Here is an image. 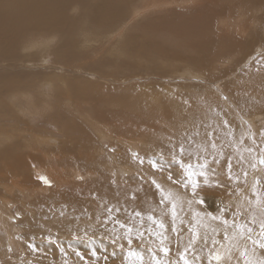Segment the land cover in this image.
I'll return each instance as SVG.
<instances>
[{
	"label": "bare ground",
	"instance_id": "bare-ground-1",
	"mask_svg": "<svg viewBox=\"0 0 264 264\" xmlns=\"http://www.w3.org/2000/svg\"><path fill=\"white\" fill-rule=\"evenodd\" d=\"M173 2L175 1L94 0L93 2L92 0H0V58L19 61L23 64V69L18 73L15 81L10 82L0 79V185L3 187L0 190V219L5 221V228L10 244H16V247L18 246L20 249L23 248L20 240L18 239L16 241V237L12 231L14 226L12 225L13 218L11 214L14 213L11 210H6V206L2 204L3 202L8 207L13 206L10 202L11 198L9 197L13 198L14 194L11 195L9 193H16L17 197L22 199V201L26 195L39 197L40 195H37V193H45L49 185L38 182L40 180L37 177H47L50 181V186L52 184L55 186L57 181L66 182V180L76 184L80 180L78 178H80L82 170L86 171L87 175L92 176V179L98 176V169L103 172V180L100 184H91L86 187V192L92 194L94 201L99 205V209L94 218L101 216L103 219L102 213L104 209L101 212V208L106 203L108 206L121 207L122 209L126 206L130 212L141 211L145 222H147V215L155 213L158 219L164 220L166 224L170 225L171 207H159L153 196L154 188L151 185V181L155 179L157 183H160L174 197V203L178 211L176 221L178 227L181 221L185 225L189 221H193L197 212L201 213L200 227L197 229L201 235L204 234L205 230L211 233L212 228L216 227V224L211 221L210 217L204 216L203 213L206 210L215 211L218 206L225 207L223 204L225 199H227L228 189L232 191L236 185L234 181H229L224 177L225 166L222 163L225 162V158L222 154L221 144L216 133V154L218 156L222 155L221 167L212 165L219 173L216 176L209 174L210 183L213 186H204V182L201 181V188L197 190V193L199 196L205 197L207 201L202 206L193 202L190 189L185 191L182 185L173 184L172 181L168 180V170L154 171L147 162L141 166L133 158L135 151L139 155L141 151L145 152L141 157L157 156V148H163L165 151L166 147L169 146L170 150L168 152H171L172 142H176L178 146V135H170L169 131L176 130L182 122H178L176 125H171L169 122H172L175 117L181 118L180 115L183 114L181 110L184 109L185 101L181 100L182 96H178L174 92V89L165 88L163 94L159 90L155 93L148 91L149 93L140 95L138 89L133 88L137 95L135 98L131 95L132 98H130L131 96L129 95L132 92L129 90L125 91L117 87L116 84H114L110 94H104L100 89L103 86L92 84V80L87 77L73 78L74 80L71 79L67 82L69 79L62 72L49 78L47 73L42 74L41 71L34 72L32 70L29 71L30 69L27 70L29 68L27 65L35 63L36 61L37 63L43 62V65H45L44 62L47 61L46 54L53 53L58 60L65 62L68 73V70H71L68 69V66L73 63L72 61L84 57V55L75 53L77 48L75 49L74 45L79 41L78 34L89 33L92 27V21L97 24L114 25L120 18H126V21L130 17L133 18L135 12L142 13L146 8L167 7ZM203 3H205L204 7L202 9L199 8L200 10L188 18H178L179 16H170L167 20L162 18V22L151 27V29H146L149 31L146 35L138 39L137 36H134L132 40H135V42L131 49H129L131 46L130 43L127 42L125 45L130 52L124 54H129L130 58L139 57L140 60H143L140 55L149 53V58L146 60L159 57L172 62L176 60L181 63H186L182 75H187L186 77L188 78L200 76L201 73L196 68L204 71H218V68L215 67L216 64H221L219 70L220 73L224 74L225 70L223 71L222 69H227L224 68L226 65L228 67L231 65L238 67L243 61L248 60V53L252 48L257 45H259L257 48L261 47V45L264 47V37L261 34L262 32L259 31L261 26L264 31V23H261V21H264V17L262 18L257 14V11L264 4V0H203ZM252 11L253 14H251ZM216 28H218V34L214 31ZM162 32L169 35V38H175L178 42L183 40L186 47L184 45H167L164 40L160 42L158 35L160 36ZM46 38L49 40L52 38L50 42H54V40H58V42L53 47H50V45L54 43L48 44L50 49L47 48L46 52H43L45 51L44 46L46 44H42ZM91 40L93 39L88 41ZM139 43L145 45L147 49L144 48L143 50V47ZM42 47L43 49H40ZM190 51L194 53L188 54ZM237 57L243 58L240 61L238 59L239 62H235ZM224 59L227 60V63L223 62ZM94 66L95 64H93ZM172 66L175 67L171 69V66H168L170 68H168L169 72L175 73V71H178L180 64ZM7 68L12 69L13 65ZM31 69H35V67ZM91 70L92 72H99L92 69V66ZM71 71L74 72V70ZM96 74L99 80L106 78L100 72ZM247 75L244 77H247ZM89 76L92 78V74H89ZM42 77L44 79L41 81L40 78ZM216 78L211 79L212 85L222 82V80L218 79L219 77ZM258 78L256 77L257 80ZM75 80L76 83L74 84ZM251 80L254 81V79ZM240 81L242 82V80ZM249 82L253 84L250 79L243 82L246 83L244 86L243 84H237V81L233 83V87L237 89L238 95H241L243 90L248 92ZM263 83H260V85ZM53 85L56 86V90L53 89ZM78 85L79 87H77ZM263 89L264 86H256L255 90L258 91L257 95L263 94L259 93V90L264 91ZM252 92H254L253 89ZM158 94L164 95L165 98L162 99ZM193 98H195L194 105L197 106V108L192 107L194 110H198L199 108L209 113L216 112L220 108L219 102H217L219 98L215 95L213 99H207L205 96L203 99L198 97ZM233 98V95H229L230 103L233 101ZM260 99V97L255 99L242 97V99L238 100V103L235 102L237 106L235 109L238 115L241 118L245 117L246 123H251L254 133H257V135L264 131V125L262 124L263 128L261 129L260 125L257 124V121L264 123V115L254 114L248 117V104L259 101ZM190 100L192 101L193 99ZM105 105H113L122 114L117 115L115 109L106 114L101 110ZM88 106L89 108H94L95 111L87 110L86 107L88 108ZM240 107L243 111L238 110ZM135 110L137 114H135ZM188 111V113L186 112V117H192L194 113L192 110ZM31 117L42 118V122L34 127L28 119ZM118 119L123 126H120L121 124L118 122ZM248 119L251 122H248ZM209 126L208 131L213 129ZM202 129L203 131H207L206 127L202 126ZM104 137H108V140L111 141L107 148L103 146V143L108 141ZM258 139L261 145L264 144V140H261L260 136ZM190 140L192 143L189 151L193 156L199 153H206V150L210 148L209 139L206 134L205 136H194ZM150 149L152 151H149ZM84 151H86L85 154L83 153ZM47 156L50 158L48 159ZM170 156L171 153L167 154V159ZM193 162L195 161L193 160ZM80 163L82 165L78 169L76 165ZM178 171L179 169L176 168L172 170L173 180L179 179L177 176ZM261 171L262 169L258 172L262 174ZM258 172L251 173L249 186L247 177V187L242 188L244 195L240 196L241 200L239 199L238 202H234L236 204L238 203V206L247 204L248 191L246 190L248 188L252 190V185L255 182L254 177ZM119 173L130 175L127 181L129 184L127 182L123 185L116 186L110 184L113 176H119ZM21 179H23V183ZM260 181L261 185L264 184V179ZM217 182H219L218 186ZM243 185L241 184L239 186L243 187ZM54 190L59 191L56 188ZM67 190L70 189L59 191V193ZM76 194H79V192L75 191L74 195ZM133 194H135V199L132 198ZM250 195L251 193H249ZM261 195L264 196L263 193ZM94 201L92 200L91 202L93 203ZM20 205L23 208L28 207L25 202H21ZM37 206L34 205L33 207ZM31 208L27 209L30 211L32 218H36ZM14 215L18 219L21 216L20 213ZM24 215L22 213V217ZM125 215L122 212L121 219H124ZM90 218L92 220V216L87 219ZM87 219L81 218L80 220L85 221ZM28 223L29 220L26 219L25 222H19V226L24 227ZM136 223H139L138 218ZM87 229H89L87 232L84 229L82 230L83 233L70 237L68 241L80 240L82 242L80 244L82 248H92V244H95L96 248L100 246L99 250L107 247L110 251L111 247V249L113 248L116 251V247L111 242L103 241L105 237H110L107 232L101 230V240L95 237L91 241L86 242L87 239L84 238L92 233V226ZM81 234H83L82 237L80 236ZM183 236L189 237L187 228L184 229ZM151 239L156 242L154 248L161 246L159 238ZM169 242L172 243L173 247L177 242L172 234L169 235V240L165 241L163 246H168ZM182 242L180 241V243ZM183 243L185 244L186 242ZM145 245L147 246V244ZM67 246L77 248L79 245L68 244ZM133 247L138 248L139 242L134 240ZM10 248L13 250V246ZM105 250L107 251V249ZM60 251L59 254H62ZM217 251L225 257L227 256V247L222 248L221 251L217 249ZM76 255L75 252L70 251L64 254L63 258L70 261ZM79 258L80 256H77V259ZM111 258L114 261L113 256ZM90 260L92 261V254L90 255ZM107 261H109V258ZM104 264L106 263L104 262Z\"/></svg>",
	"mask_w": 264,
	"mask_h": 264
},
{
	"label": "rangeland",
	"instance_id": "rangeland-1",
	"mask_svg": "<svg viewBox=\"0 0 264 264\" xmlns=\"http://www.w3.org/2000/svg\"><path fill=\"white\" fill-rule=\"evenodd\" d=\"M92 1L94 2V0ZM172 1H175V2H173L170 5L171 7L163 6L159 8H153V9L146 8L144 9L145 11H142V13L140 12H135V14L133 13L134 14L133 18L130 17V19H128L127 21H126V18H120L119 20H117V23L116 22L114 23V25L113 24L112 25L111 24L110 25L109 24H105V25L97 24L95 22L93 23L92 21V27L90 28L89 33L86 32V33H82V34L80 33L77 35L79 38L78 39L79 41H77L76 45H74L75 49L77 48L76 50L75 49L74 50L76 51L75 52L76 54L84 55V57L73 60L72 61L73 63L71 62L72 64L68 66V69L74 70V72L71 70H68V73H67L66 71L67 65L65 64V62H63L62 60H58L53 53L46 54L47 61L44 62L45 65H43V62L37 63L36 61L35 63H30L29 65H27L29 68H27V66L26 68L27 70L30 69L29 71L31 70L34 72L41 71L42 74L47 73L49 78L56 76L58 74H61L62 72L69 79L67 80V82L73 78L77 79V78L87 77L92 80V84L97 85V86H103L100 89L102 90L104 94H110L112 88L114 87V84H116L117 87L122 88L125 91L129 90L130 92H132L129 96L132 95L134 96V98L137 95L135 94L136 91L134 90L136 88L138 89L140 95L143 93H149L148 91L155 93V92H158L159 90L163 94L165 92L164 91L165 88L174 89L175 90L174 92H176L178 96L179 95L182 96L181 100L185 101L184 102L185 105L183 107L184 109L181 110L183 111V114L180 115L181 118L175 117V119L172 122H169L171 125H176L178 122H182V123L178 126L176 130L169 131V134L170 135L173 134L174 136L178 135L179 141L183 140L185 137H188L189 139H191L194 136H203V135L205 136L206 132H209L207 129H208V125H210L213 128L210 131H213L214 133L217 134L218 139L221 144L222 154L225 158V162L222 163L225 166V171H224L225 176L224 177L225 179L228 180L227 169H226L227 168L226 157L231 156L233 160H236L241 154H243L244 156H247L248 155L247 152L243 151V149L247 148L248 146H251V141L245 140L244 145H240L239 139L241 138L242 134L243 136L247 137L250 134L254 133V129L251 123H246L245 117L241 118L238 115L235 109L237 107L235 102L238 103V100L242 99V97L243 98L248 97V99L249 98L255 99V98L260 97L261 99L259 101L250 102V104H248V117L254 114L264 115V91L261 90L262 91L261 92L259 90V93H263V94L257 95L258 91L255 90L256 86L258 87L264 86V83H263L264 82V66L262 67V65H264V47H262L261 45V47L257 48L259 46L257 45L254 48H252L251 51L248 53L249 55L248 60L243 61L240 65H238V67L236 66L234 67L233 65L228 67V65H226V67L224 68H227V69H222L223 71L225 70L224 74L220 73V70H219L220 69L219 67L221 66V64H216L215 67L218 68V71H215V70L204 71V70L196 68V70L201 73L200 76L188 77L189 80L186 77L187 75H182V73L184 72L183 70H184V66H186V63H181L176 60L172 62V61H168V60H165L159 57L158 58L155 57L151 60H146L147 58H149V53L140 55L143 58V60H140L139 57L130 58L129 54L125 55L126 53L130 52L129 49H131V47L133 46L135 42V40H132V38L134 36H137V39H138L141 36L146 35L147 33H149V31L146 29H151V27L156 26L159 22H162L161 21L162 18L167 20V18H170V16L171 17L179 16L178 18L182 17L185 19L193 15L194 13H196V11L202 9L205 4L203 3V0H199V1L198 0H172ZM175 10L178 11L179 15L177 14V11ZM251 14H253V11L251 12ZM257 14H259V16H261L262 18L264 17V4H262L261 8L257 11ZM249 17L250 16H248V18ZM249 19L252 20L251 17ZM261 23H264V21H261ZM260 28H259V31L262 32L261 34H263L262 36L264 37L263 27L262 29ZM214 31L216 32V34L219 33L218 28H216ZM160 34H161L160 36L158 35V39H160V42L164 40V42L167 45H171V46L184 45L186 47L182 39H181L182 41L180 40L182 42L181 43V42H178L175 38H169L168 37L169 35H166L163 32ZM40 38L42 39V37ZM90 39H93L94 41L93 40L88 41ZM50 41H52V38L50 40L46 38L45 42H43L42 45L46 44L44 46L45 51L43 52H46V49L47 48L50 49L51 46L52 47L56 46L58 42V40H54V42H50ZM127 42L130 43L131 45L129 49L125 46ZM48 44H53V45H50L49 47ZM140 46L143 47V50L144 48H146L145 45L143 44H140ZM40 49H43V47ZM178 51H185V50H178ZM193 53H194L193 51L188 52V54H193ZM155 55H158V54H155ZM242 58L243 57H237L235 59V62H237L238 59L240 61ZM226 61L227 60L225 59L223 60L224 63H227ZM178 63L182 67L179 66L178 71H175V73H170L169 72L170 68L168 66H171V69H172L175 67L172 65H179ZM93 64H95L94 67H93ZM11 65H13L12 69L7 68L8 66H11ZM91 66H92V69L99 71L106 78L103 80L102 79L99 80V78H97L98 75L96 74L99 72H92ZM33 67H35V69H31ZM55 67L60 68V69H56ZM22 69H23V64L21 62L10 61V59L6 60V59L0 58V79L8 80L10 82L15 81L16 76ZM179 70L182 72H180ZM69 71L72 73H70ZM89 74H92V78L89 76ZM246 75L247 77H244ZM216 77H219L218 79L222 80V82L212 85L211 79L212 78L217 79ZM256 77L257 78L259 77L258 80L256 79ZM42 79H44V77L40 78L41 81ZM247 79H250V81H252L254 85L250 84L249 82L248 84L250 86L248 85V92L246 90H243L242 94L238 95L237 89L233 87V83L237 81V84L238 83L239 85L243 84L244 86L246 83H243V82H245V80ZM251 79H254V81ZM259 79L262 81H260ZM54 80L56 81V79ZM240 80H242V82ZM255 82L259 84H256ZM75 83H76V80L74 84ZM260 83H263V84L260 85ZM221 84H222V87H221ZM58 85L60 86L59 83ZM49 86H52V85H49ZM77 87H79V85ZM155 87H157V89H155ZM53 89L56 90L55 85H53ZM252 89L254 92H252ZM212 93L216 97L219 98V100L217 101L219 102V107H220L218 111L208 113L207 111L201 110L199 108L198 110L197 109L194 110V108H192V107L197 108V106L194 105L195 98L193 97H198V98L203 99L205 96V98L207 99H211V98L213 99L214 95ZM162 94H158V95L161 96V98L163 99L165 98V96ZM229 95H233L234 97L231 103H230ZM132 96L130 98H132ZM190 99H193V100L191 101ZM181 100L180 102H182ZM90 108L89 106L88 108L86 107V109L89 111L90 110L95 111L94 108H91V109ZM114 109L115 108L113 105H105L101 108V110L105 112L106 114L109 113L110 111H113ZM186 109L190 111L192 110V112L194 113L192 117H186L187 116L186 112L188 111ZM240 109L238 108L239 111H243L242 109L241 110ZM115 113L117 115L122 114L118 110H116ZM135 114H137L136 110H135ZM28 119L31 121L34 127L36 125H39L42 122L41 121L42 118L38 119V118L31 117ZM225 121L228 122V124L231 126V129H227L224 127ZM118 122L121 124L120 126H123L122 123L119 121V119H118ZM248 122H251V121H249L248 119ZM257 124L260 125L261 129L263 128L264 123L257 121ZM202 126L206 127L207 131H203ZM231 130H234V133H235L234 138L229 135V132ZM254 134L256 136L257 141L260 143L258 139V137L260 136V133L258 135L257 133H254ZM104 138L108 140V137H104ZM110 143L111 141L108 140L107 142L103 143V146L107 148ZM159 143H164V142H159ZM155 147H157V145H155ZM169 148H170L169 146L166 147L165 151L163 150V148H157V151H156L157 156H160V154H163V158L167 159V154L171 153V152H168L170 150ZM149 151H152V150L150 149ZM83 153L85 154L86 151H84ZM134 153H138V152L135 151ZM144 154L145 152L141 151L140 156H143ZM47 157L48 159L50 158L49 156ZM81 165L82 164L80 163L76 166L78 169H80ZM97 171L99 173L98 176L92 179V176L87 175V172L82 170L80 177H83V179L78 178L80 180H78V183L76 184L68 180H66V182L57 181L55 186H53L52 184V186H49L48 188H46L45 193L38 192L37 195H40L39 197H33L32 195H26V197H24L22 201V199H19L17 197L16 193H13V192L9 193L11 195L14 194L13 198L9 197L11 198L10 202L13 204V206L8 207V205L3 202L2 204L6 206V210H11V212L14 214H17V213L21 214L19 219L14 214H11V216L13 218L12 225L14 226V228L12 229L13 234L16 237V241L18 239L20 240V243H22L21 245L23 248L20 249L18 248V246L16 247V244H12V243L10 244L9 238L7 236L6 228H5V221L0 219V222H1L0 223V264H104V262L106 264H123L122 262L123 253L118 248L115 249L116 255L113 256L112 253L114 252V249L113 248L111 249V247H110V251L108 250L107 247H105L107 251L105 249L99 250L100 246L96 248L95 244H92V248L88 247L89 248L88 249L86 247L87 248L86 249L80 246V244L82 243L80 240L71 241V242L68 241L70 237H73L79 233H83L82 230H84L86 227L89 228L90 227L89 225H91V223L93 224L95 221L94 217L96 216L95 214H97L96 212L99 209V205L96 201H94L92 194H88L86 192V187L91 184L92 185L100 184V182L103 180V172L100 169H98ZM257 172L258 171L252 172L251 170H249L248 186H249V182L251 181L249 178L251 177L250 176L251 173L254 174ZM261 172L262 174L258 172V174L255 175L254 180L257 177L260 180L264 179V169H262ZM233 174L235 175V168H234ZM128 177H130V175L126 173H122V174L119 173V176L117 175L113 176V179H111L110 184L112 186L123 185L125 182L128 181L129 179ZM113 181H115V184L112 183ZM21 182L23 183V179H21ZM38 182H41V181H38ZM127 184H129V182H127ZM239 185L236 184L233 187L232 191L228 189L229 193H228L227 199H225L224 201L223 206L225 207L230 206L229 208H233L235 205L233 209L236 208L235 210L237 211H241L249 207V205L247 206V204L238 206L237 205L238 203L237 204L234 203V202H238L239 199L241 200L240 196L244 195V193H242V191L244 192L242 188L247 187V185H243V187H240ZM260 187L264 188V184L260 185ZM55 188L58 189L59 191H62L65 189H70V190L59 193V191L54 190ZM2 189L3 187L2 185H0V190ZM238 189H240L239 193H238ZM75 191H78L79 194L74 195ZM246 191H248V196H249V193H251L252 190L248 188V190ZM261 193L264 194V192H261ZM87 195L89 196L87 197ZM233 199L234 201L232 202ZM92 200L94 201L93 203L91 202ZM21 202H25L28 205L27 208L32 207L31 209L34 211L33 214L35 213L36 218L35 217L32 218L30 211L27 208H23L20 205ZM34 205H38V206L33 207ZM102 209L103 208H101V212H102ZM61 212H64L63 216L60 215ZM22 213L25 214L23 217H22ZM90 216H92V220L87 219ZM81 218L87 219V220L82 221L80 220ZM26 219L29 220L28 225L23 224L24 227H20L19 222L20 223L25 222ZM100 234H101L100 229L92 226V233L88 234L87 237L84 239H87L86 242L91 241L95 237L101 240L102 237L100 236ZM80 236L82 237L83 234H81ZM49 237H51L52 240L58 239L62 243L59 246L55 243H49L47 239ZM188 238H189L188 236H183L181 242L182 241L187 242ZM66 241H68L69 243ZM103 241L110 242V238L105 237ZM183 242L181 243V246H183L184 244ZM29 243H34L38 245V251L32 252L28 247ZM144 243L147 245L150 244L152 247L156 246V242L149 237L145 238ZM68 244L70 245L77 244L79 246L77 248H73V247L67 246ZM12 246H13V250L9 253L8 248ZM61 247H63L64 251L62 254H59ZM92 249H95L96 252H98L97 255H99L100 260H97L93 256H92V261L90 260ZM218 249L220 251L222 250V248H218ZM70 251L75 252V253L79 251L81 253L82 258L80 256V258L77 259V255H76L74 256L75 260L71 258L70 261H67L66 259L63 258V255L67 254ZM233 252H235V249H233ZM107 254L111 257L113 256L114 261H112V258L109 257ZM100 255L102 256L100 257ZM200 255L203 257H207L208 250L204 249L200 251ZM105 256L107 257V259H105ZM108 258H109V261H107ZM163 258H162L163 260H166L165 257ZM165 264H166V261H165Z\"/></svg>",
	"mask_w": 264,
	"mask_h": 264
},
{
	"label": "snow or ice",
	"instance_id": "snow-or-ice-1",
	"mask_svg": "<svg viewBox=\"0 0 264 264\" xmlns=\"http://www.w3.org/2000/svg\"><path fill=\"white\" fill-rule=\"evenodd\" d=\"M224 127L231 129L227 121H225ZM229 135L234 138V130H231ZM206 136L210 143V148L206 150V153L193 156L189 151L192 141L185 137L179 141L178 146L176 142H172V154L168 159H164L163 154L141 157L138 153H134L133 158L141 166L147 162L154 171L168 170V180L173 184L182 185L185 191L190 189L193 202L202 206L207 201L205 197L198 195L197 190L201 188V181L204 182V186H213L210 183L209 174L219 175L217 169L212 165L219 166L222 158V155L216 154L215 133L209 131ZM260 138L264 140V131L260 133ZM245 140L251 141V146L243 149L247 152V156L241 154L236 160H233L231 156L226 157L228 180L234 181L237 185H247L249 170L256 172L264 169V145L257 141L254 133L247 137L242 134L239 144L244 145ZM174 168L179 169L177 172L179 179L177 180H173L172 170ZM234 168L235 175L233 174ZM37 179L50 186L47 177L39 176ZM112 183L115 184V181ZM151 185L154 188L153 196L157 205L161 208L171 207L170 225L166 224L164 220L158 219L155 213L147 215V222H145L141 211L130 212L126 206L122 209L121 207L108 206L106 203L102 205L103 219L101 216H97L94 223L89 225L109 234L110 242L123 253V264H165L161 255L166 258V264H264V196L261 195L264 188L260 187L261 181L258 177L252 185L251 195L247 198L246 202L249 205L247 209L237 211L233 208L218 206L215 211L206 210L203 213L216 224L211 233L205 230L203 235L197 230L200 227V212L195 214L193 221H189L187 225L181 221L178 227L176 222L178 211L174 197L155 179L151 181ZM218 185L219 182H217ZM132 198L135 199V194ZM122 212L126 214L124 219H121ZM60 215L63 216L64 212H61ZM137 218L139 223H136ZM185 228H187L189 238L181 246L180 241ZM85 232H87V227ZM170 234L176 239V244L173 247L169 242L168 246H163L165 241L169 240ZM146 236L159 238L161 246L157 248L150 244L146 246L144 244ZM47 239L49 243H55L58 246L62 243L58 239L52 240L51 237ZM134 240L139 242L138 248L133 247ZM229 245L230 247H228ZM28 247L32 252L38 251V245L34 243H29ZM226 247L227 256L225 257L217 249ZM204 249L208 250L207 257L200 255V251ZM60 250L63 253V247ZM11 251L12 249L8 248V252ZM76 254L81 256L79 251ZM91 254L99 260L95 249L91 250ZM112 255L115 256L116 252L114 251ZM105 259H107L106 256Z\"/></svg>",
	"mask_w": 264,
	"mask_h": 264
}]
</instances>
